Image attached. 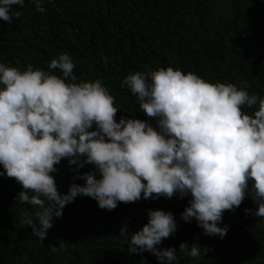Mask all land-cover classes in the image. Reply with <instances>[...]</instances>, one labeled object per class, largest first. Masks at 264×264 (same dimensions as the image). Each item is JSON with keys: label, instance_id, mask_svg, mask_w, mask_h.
I'll use <instances>...</instances> for the list:
<instances>
[{"label": "clouds", "instance_id": "clouds-1", "mask_svg": "<svg viewBox=\"0 0 264 264\" xmlns=\"http://www.w3.org/2000/svg\"><path fill=\"white\" fill-rule=\"evenodd\" d=\"M25 3L0 0V19L18 20ZM32 3L36 11H47L46 0ZM75 66L68 52L50 61L62 76L0 62V176L22 185L15 199L35 206L25 212L24 224L41 241L78 195L112 210L119 202L190 194L182 219L195 218L206 234L221 238L230 229L222 224L224 212L235 211L249 194L257 207L245 213L264 217V97L250 94L246 81H210L173 66L129 72L122 86L137 96L149 119L117 120L120 108L102 79L76 82ZM257 104L254 114L242 111ZM65 158L76 167L74 182L62 193L54 173ZM85 164L94 170L80 172ZM148 215L135 232L125 223L120 236L125 242L130 236L131 252L150 251L160 264H176V247H159L178 229L175 213L157 208ZM199 245L183 241L179 250L193 258L205 255ZM67 246L61 240L52 251Z\"/></svg>", "mask_w": 264, "mask_h": 264}, {"label": "trees", "instance_id": "trees-1", "mask_svg": "<svg viewBox=\"0 0 264 264\" xmlns=\"http://www.w3.org/2000/svg\"><path fill=\"white\" fill-rule=\"evenodd\" d=\"M46 8L38 12L26 0L18 20L0 19V62L62 76V70L49 67L50 61L68 52L75 61L76 82L100 78L108 87L120 108L117 120L149 119L121 82L129 72L162 66L196 72L210 81H246L250 94L264 97V0H46ZM258 107L242 106V111L254 114ZM57 167L58 189L66 193L76 166L65 158ZM94 168L85 164L79 171ZM21 189L14 177L0 176V264H160L150 251L131 252L130 236L129 242L120 236L125 223L135 232L148 222V210L157 208L175 213L178 229L159 247L175 246L176 264H264V217L245 213V208L257 207L250 194L235 211L224 212L222 224L230 229L223 238L206 234L195 218L182 219L190 194L119 202L112 210L78 195L41 241L24 224L25 212H34L35 206L15 199ZM61 240L67 248L52 251ZM183 241L200 244L205 255H186L179 250Z\"/></svg>", "mask_w": 264, "mask_h": 264}]
</instances>
